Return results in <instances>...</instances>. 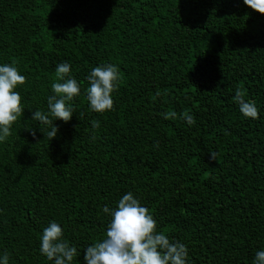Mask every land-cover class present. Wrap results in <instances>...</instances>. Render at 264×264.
<instances>
[{"label":"trees","instance_id":"16d2710c","mask_svg":"<svg viewBox=\"0 0 264 264\" xmlns=\"http://www.w3.org/2000/svg\"><path fill=\"white\" fill-rule=\"evenodd\" d=\"M13 61L26 83L17 89L24 114L0 142L9 264H53L39 250L53 221L83 264L110 222L103 207L127 192L187 245L188 264H252L264 250V16L243 0H0V65ZM64 62L81 95L49 141L31 115L49 113ZM101 64L122 81L114 110L98 114L86 89ZM237 88L258 119L241 114ZM186 111L194 125L180 119Z\"/></svg>","mask_w":264,"mask_h":264},{"label":"clouds","instance_id":"9594fccd","mask_svg":"<svg viewBox=\"0 0 264 264\" xmlns=\"http://www.w3.org/2000/svg\"><path fill=\"white\" fill-rule=\"evenodd\" d=\"M243 4L264 16V0H243ZM15 65L16 61L0 65V142L12 134L13 125L24 114L22 98L17 89L26 83V77L20 74ZM87 80L90 86L86 89V99L90 110L98 114L113 111L112 94L118 91L122 81L118 67L101 64L91 69ZM51 91L52 95L47 99L49 113L37 110L31 115L33 120L51 129L47 132L49 141L55 139L59 131L53 122L60 120L68 123L73 116L74 98L81 95L80 84L71 75L70 63L56 66ZM233 99L245 118H259L255 102L246 100L242 90L237 88ZM176 115L169 112L164 118H176ZM180 119L190 126L195 124L190 112H184ZM92 126L99 128L100 125L98 121H93ZM29 133L36 139L35 129ZM218 155L215 151L210 152L209 162H215ZM102 211L110 217V222L104 237L84 250L83 264H188L187 245L171 240L166 233L159 231L149 209L142 206L132 192L124 194L115 208L105 205ZM39 250L53 264H76V258L80 255L77 248L64 239L63 229L55 221L43 229ZM0 264H9L7 252L0 254ZM252 264H264V250L255 253Z\"/></svg>","mask_w":264,"mask_h":264}]
</instances>
